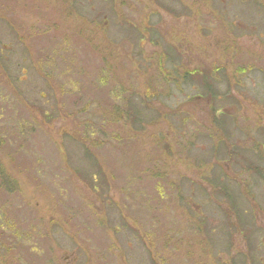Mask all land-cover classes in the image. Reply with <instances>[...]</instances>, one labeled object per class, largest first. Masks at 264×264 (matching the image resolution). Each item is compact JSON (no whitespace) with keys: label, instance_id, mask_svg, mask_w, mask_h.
<instances>
[{"label":"rangeland","instance_id":"rangeland-1","mask_svg":"<svg viewBox=\"0 0 264 264\" xmlns=\"http://www.w3.org/2000/svg\"><path fill=\"white\" fill-rule=\"evenodd\" d=\"M0 264H264V0H0Z\"/></svg>","mask_w":264,"mask_h":264},{"label":"trees","instance_id":"trees-1","mask_svg":"<svg viewBox=\"0 0 264 264\" xmlns=\"http://www.w3.org/2000/svg\"><path fill=\"white\" fill-rule=\"evenodd\" d=\"M165 54V53H164ZM164 54H162V55H160L159 56V58H160V63L162 64V60L164 61H166V57H165V55ZM168 60H170V58L168 57ZM170 61H172V60H170ZM184 74H186L185 72H183V75ZM190 74H192L191 72H190ZM193 74H196V72L195 73H193ZM206 76V75H205ZM224 76H225V74H224ZM208 77H210V76H208ZM211 79H213V82L214 81H217V79L215 78V75L214 74H212V77H210ZM215 84H217V83H215ZM217 85H219V84H217ZM215 88V87H214ZM219 94H221V93H219ZM221 100H223V99H221Z\"/></svg>","mask_w":264,"mask_h":264}]
</instances>
